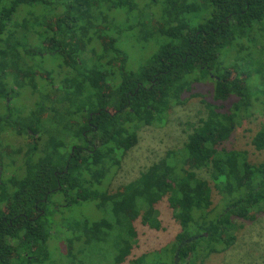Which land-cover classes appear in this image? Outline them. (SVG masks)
Segmentation results:
<instances>
[{
	"label": "trees",
	"instance_id": "obj_1",
	"mask_svg": "<svg viewBox=\"0 0 264 264\" xmlns=\"http://www.w3.org/2000/svg\"><path fill=\"white\" fill-rule=\"evenodd\" d=\"M161 1L0 0V130L30 139L26 156L0 158V264L50 261L58 206L92 202L107 214L67 225L62 264H84L80 254L105 258L110 249L113 264L122 263L137 239L128 210H145L143 223L161 229L156 205L165 196L180 231L160 248L158 264H202L232 246L241 220L264 213V159L218 147L243 121L264 116V0ZM152 18L159 25L143 30ZM128 41L143 54L138 62ZM30 71L45 72L44 81ZM208 81L214 100L203 95ZM196 96L205 115L186 123L183 145L108 192L137 129L163 123ZM252 145L264 150V121ZM155 252L128 264H152Z\"/></svg>",
	"mask_w": 264,
	"mask_h": 264
},
{
	"label": "rangeland",
	"instance_id": "obj_2",
	"mask_svg": "<svg viewBox=\"0 0 264 264\" xmlns=\"http://www.w3.org/2000/svg\"><path fill=\"white\" fill-rule=\"evenodd\" d=\"M157 25H159L158 20L152 18L146 21L142 28L150 31ZM125 49L129 52L130 58L134 62H138L143 55L136 52L137 49L130 41L127 42ZM7 71L19 78H25L28 75L20 73L19 70H15L12 67H8ZM44 73L30 71V75H34L38 82L44 81ZM236 74L231 67L226 72V76L228 75L229 78H233ZM238 79L240 84L244 80L243 77ZM200 86L198 85L196 90L200 89ZM214 90L215 86L208 81V84L203 87V95H209V99L214 100ZM231 96L226 95L225 98H220V100H226L227 102L231 99ZM32 101V98L27 99L28 109L31 107ZM13 102L15 106L20 107L23 103V98L18 97ZM44 114L45 111L43 110L40 116L42 117ZM204 115L205 108L201 103V97L196 96L187 99L183 104L173 106L163 123L140 126L129 141L126 142V150L122 152L120 161L113 174L105 182L107 191L114 192L121 189L125 184L136 179L140 172L145 170L151 163L159 160L168 149L181 147L186 141L188 133L191 132L186 123L197 124L199 118L204 117ZM263 121L264 116L259 114L246 119L240 126L235 127L229 139L220 142L218 147L244 149L247 150L248 158L251 162L256 163L263 160L264 150H256L252 145V137ZM3 127L4 129L0 130V158L26 156L30 149L28 145L30 144L29 137L12 133L11 128L6 125ZM192 170L198 176L209 179L206 171L201 169ZM211 187L212 198L214 204H216L220 195L212 182ZM58 207V217L53 218L55 224L54 232L48 240L51 260L48 262L40 261L38 264H62L64 260L63 254L70 249L68 239L72 233L67 227L69 223L86 218L93 220L107 216L105 212L97 209L92 202H79L70 207ZM156 209L158 210V218L161 221V229H154L143 223V220L148 215L145 210H128L129 216L137 230V239L131 253L120 264H128L131 259L151 251L156 252L150 255V260L148 261L152 264L161 263L163 256L160 254V248L173 241L175 235L180 231V225L172 216V204L168 201L167 196L156 205ZM241 222L243 225L237 231L236 240L232 246L221 253L211 254L202 261V264H264V213H255L241 220ZM110 254L111 249L107 251L105 258L81 254L78 257L84 260V264H113V255ZM198 264L201 263L198 262Z\"/></svg>",
	"mask_w": 264,
	"mask_h": 264
}]
</instances>
